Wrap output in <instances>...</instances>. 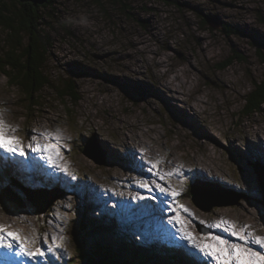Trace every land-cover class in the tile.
<instances>
[{
	"label": "rangeland",
	"instance_id": "obj_1",
	"mask_svg": "<svg viewBox=\"0 0 264 264\" xmlns=\"http://www.w3.org/2000/svg\"><path fill=\"white\" fill-rule=\"evenodd\" d=\"M51 2L43 26L49 41L44 72L51 85L35 96L36 105H29L0 73V116L23 148L55 143L58 162L77 179L57 171L43 153L31 152L32 161L25 156L28 162H20L24 169L13 162L5 170L0 165V176L8 178L0 182V207L5 206L0 224L23 229L25 246L46 252L32 259L17 254V247L10 250L17 255L10 263L88 264L83 259L99 244L118 251L131 243L152 245L164 254L151 264H204L207 259L216 264L183 243L172 225L174 210L180 205L191 213L197 209L203 218L188 227L193 234L206 235L211 232L205 224L208 214L246 204L251 191L223 173L190 169L195 162H214L230 177L251 171L254 202L262 206L254 229L264 236V190L255 171V166L264 167L259 158L264 105L256 113L245 112L246 97L255 83L264 81V64L254 46V41H264V0H131L126 6L110 0ZM205 17L222 26L212 27ZM69 82L77 100L62 96ZM246 131H259L261 139L250 142ZM89 139L104 164L84 154ZM141 142L145 144L139 146ZM8 158L16 160L18 154ZM153 164L157 167L150 171ZM176 171L183 178L168 175ZM194 174L203 206L237 204L200 209L191 195ZM139 180L153 182L151 190L140 187ZM157 183L177 192L175 200L160 193ZM214 191L226 198L204 195ZM137 194L143 199H136ZM49 196L59 198L43 212L47 203L40 202ZM49 245L55 254L47 252ZM178 252L191 256L183 259Z\"/></svg>",
	"mask_w": 264,
	"mask_h": 264
},
{
	"label": "trees",
	"instance_id": "obj_2",
	"mask_svg": "<svg viewBox=\"0 0 264 264\" xmlns=\"http://www.w3.org/2000/svg\"><path fill=\"white\" fill-rule=\"evenodd\" d=\"M51 1L42 6H34L32 3L23 4L16 0H0V73L8 78L11 87L20 91L24 101L30 102L29 105H36L35 96L51 85L44 72L48 56L46 43L49 45V41L45 38L43 31L46 23L45 10L52 5ZM110 1L126 6L131 0ZM8 2L19 5V8H10ZM254 46L264 64V41L256 40ZM254 85V90L246 97L247 115L258 112L264 105V81ZM74 90L73 83L69 82L64 87L62 96L77 100ZM4 177L0 176V182L6 183L5 180L8 178ZM88 227L84 226V228ZM97 227L95 225V228ZM142 246L136 247L126 243L118 251H113L110 245L99 244L83 261L86 259L88 264H151L158 255L163 258L164 254L157 247L147 245L143 248ZM128 250L131 252L129 256L126 255ZM167 256L173 257L172 254ZM169 260L174 261V259ZM178 263H180L179 260Z\"/></svg>",
	"mask_w": 264,
	"mask_h": 264
},
{
	"label": "snow or ice",
	"instance_id": "obj_3",
	"mask_svg": "<svg viewBox=\"0 0 264 264\" xmlns=\"http://www.w3.org/2000/svg\"><path fill=\"white\" fill-rule=\"evenodd\" d=\"M9 125H7L2 116H0V149L4 150L6 153L23 157L26 155L25 149L21 146V141L18 137L9 135V131H13ZM47 138L51 141L53 139L51 134H45ZM56 143H59V138H56ZM33 152L43 153L44 159L50 162L57 171H62L65 174L69 175L72 179H77L76 175L69 171V169L59 163V153L56 148L55 143L47 144H29ZM159 163V162H158ZM157 165L153 164L152 168H156ZM156 175L160 180H164L165 176L156 172ZM169 176L176 175L177 178H183L184 174L180 171L175 173H168ZM192 181L193 188L199 184L198 177L194 174L190 177ZM140 187L151 190L152 183L150 181L139 180L137 182ZM155 187L164 195H170L173 200L177 197L178 193L175 191H170V186L165 187L162 184H155ZM204 195L211 196L214 195L212 192H205ZM136 199H143V197L137 196ZM155 199V197H153ZM181 212L186 214L188 217H194V214L189 211L186 207L180 205L177 209L174 210V215L172 217V222H174L178 228L181 239L188 242L191 248L195 249L197 252L203 254L205 257H210L213 259L216 264H264V251H257L250 244L254 243L259 245L261 249H264V236H257L255 233L248 230L249 226H241L240 230H236V226L229 221L221 220L215 224V227H220L221 224L226 225L225 230L230 231L231 235L238 238V240L244 242L243 244H237L232 241H229L218 235L207 234L203 238H198L189 230V220H186ZM203 223V221H202ZM55 239V237L53 238ZM30 243H35V241H30ZM18 246V253L27 255L32 259L42 258L46 255V252L41 247H37L35 250L29 249L25 246L24 240L21 238V235L17 232L6 231V228L3 224H0V248H7L9 250L16 249ZM47 252H52L55 254V251L51 245H49Z\"/></svg>",
	"mask_w": 264,
	"mask_h": 264
},
{
	"label": "bare ground",
	"instance_id": "obj_4",
	"mask_svg": "<svg viewBox=\"0 0 264 264\" xmlns=\"http://www.w3.org/2000/svg\"><path fill=\"white\" fill-rule=\"evenodd\" d=\"M18 2V1H17ZM20 3V2H19ZM29 58V57H28ZM175 81V80H174ZM8 83H10V82H8ZM16 83V82H15ZM182 85V84H181ZM184 85V84H183ZM182 85V86H183ZM186 85V84H185ZM173 90V89H172ZM162 91V90H161ZM160 93V92H159ZM174 93V92H173ZM178 93V92H177ZM170 94V93H169ZM182 95V94H181ZM167 96V95H166ZM171 96V95H170ZM174 99V98H173ZM166 104H167V102H166ZM195 110V109H194ZM194 112V111H193ZM195 113V112H194ZM187 116V115H186ZM189 120V119H188ZM192 123V122H191ZM193 124V123H192ZM204 127H206V126H204ZM248 129V128H247ZM212 131V130H211ZM34 132V131H33ZM201 132V131H200ZM213 132V131H212ZM215 132V131H214ZM247 132V131H246ZM37 133V132H36ZM250 136H249V140H250V142H253L252 140H254V139H256V138H258L259 137V135H260V133H259V131H256V132H247ZM38 134V133H37ZM210 134H212V133H210ZM141 136H142V134H140ZM211 136V135H210ZM211 138V137H210ZM252 138V139H251ZM260 138V137H259ZM216 138L214 137V139H213V137H212V139L211 140H214L216 143H217V141L215 140ZM261 139V138H260ZM145 141V140H144ZM256 141V140H255ZM249 143V142H248ZM32 144V143H31ZM145 143H142L141 142V144L139 145V146H143ZM202 146H203V148L204 149H207L206 147H207V145H203V144H201ZM147 146V145H146ZM259 147V146H258ZM130 148V147H129ZM132 148V147H131ZM261 149H260V151L259 152H261V156L259 157L260 158V160H264V150H263V148H264V146H263V148L262 147H260ZM25 149V152H26V155L25 156H29V160L30 161H32V157H31V152H33L32 150H30V149H28V148H24ZM126 149V148H125ZM134 149V148H133ZM119 150V149H118ZM124 150V149H123ZM132 150V149H131ZM135 150H137L136 148H135ZM122 152H124V151H122ZM135 152V151H134ZM118 153V152H117ZM156 153L158 154L159 152L158 151H156ZM138 154V153H137ZM141 155V154H140ZM8 156H9V154H7V157H6V152L4 151V150H2V149H0V165H4L5 167L3 168L4 170H5V168H7V169H9V164H11V162H13L18 168H21V169H24L26 166H22V165H20V162H28V159H26L25 158V156H23V157H21V156H19V154H18V158L16 159V160H11V159H9L8 158ZM157 156V155H156ZM31 157V158H30ZM25 158V159H24ZM241 163V162H240ZM36 165V164H35ZM34 165V166H35ZM173 166H177V162H172V167ZM1 167V166H0ZM31 169V168H30ZM186 169V168H185ZM190 169H193V170H201V169H203L204 171H211V172H216L217 174H219V173H223L222 175H223V177L224 178H227V179H229V180H233V181H235L238 185H239V187L240 188H242L245 192L247 191V189H249L251 192H250V194H248L249 196H250V201L249 202H247L246 204H244V205H241V206H237V207H235V208H224V213H211V214H208L207 215V217H206V222H205V224L211 229V232L210 233H208L207 235L208 236H210V235H212V234H214V235H218V236H221V237H223V238H225V239H227V240H229V241H232V242H234V243H237V244H243L244 242H242V241H240V240H238V238L237 237H235V236H233V235H231V232L230 231H228V233L227 232H225V228H226V225H224V224H221V226L220 227H215V224L217 223V222H219L220 220H221V218H223V220H225V221H229V222H231L232 224H234V225H238V231L240 230V228H241V226H249V228H248V230L249 231H251V232H253V233H256V234H258V236H263V235H260L259 233L260 232H258L257 230H255L254 229V227H258V223H257V221H259V217H258V214L259 215H261L262 214V206H258L255 202H254V199L256 198V195H255V192H254V190H253V186H252V184H253V178H254V176H253V174L251 173V171H248L250 174L249 175H244V174H242V175H240V177H237L236 175V177H230V176H226V175H224V173H226V172H224V170L222 169V168H220V167H216V166H214V162H210V164H204V163H202V162H195V163H193L192 165H191V167H190ZM154 174V173H153ZM254 175H255V173H254ZM153 177H154V175H153ZM154 185V184H153ZM214 193V195H213V197H216V191H214L213 192ZM222 195H224V196H226L225 194H222ZM221 195V196H222ZM84 206V205H83ZM4 207L5 206H1L0 207V212H1V210H3L4 209ZM190 210V209H189ZM191 210H193V209H191ZM198 210L196 209V210H193L192 211V213L194 214V217L195 218H192V217H188L186 214H183V215H185L186 216V218H188L189 219V221L190 222H194L195 223V221H200V220H202V218H203V216L201 215V213L200 212H197ZM3 213V212H2ZM1 222H3V220H0V223ZM251 222H254L255 224H253V223H251ZM4 225H5V228H6V231H11V232H17V233H19L20 235H21V238L24 240V242H25V240L27 239V235H26V233H24V230L23 229H19L17 226H14V227H12V226H8L6 223H4ZM172 225L173 226H175V228L177 227V229H178V232H179V228H178V226L174 223V222H172ZM260 229V228H259ZM189 230L192 232V230H191V228H189ZM194 233V232H193ZM195 236H197L198 238H203V237H205V235H201V236H199V235H196V234H194ZM182 241H183V243H186V244H188L187 243V241H185V240H183V239H181ZM250 246V245H249ZM18 247V246H17ZM169 249H171V248H169ZM177 249V250H176ZM176 252L178 251V248L176 247ZM0 251H4L2 254H0V263L1 264H11L10 263V259H12V257H15V259H17V255H15V256H11V254H10V250L9 249H7V248H0ZM5 252H7V254L5 253ZM181 253V255H182V257H183V259H188L191 255H189V254H184L183 252H180ZM179 252H178V254H180ZM3 254H5L6 255V257H8L9 259H7V258H5V256L3 255ZM189 255V256H188ZM179 258V257H178ZM201 258V257H200ZM13 260V259H12ZM203 260V259H202ZM1 261H4V262H1ZM6 261V262H5ZM204 264H209V259H207V260H205L204 261Z\"/></svg>",
	"mask_w": 264,
	"mask_h": 264
},
{
	"label": "water",
	"instance_id": "obj_5",
	"mask_svg": "<svg viewBox=\"0 0 264 264\" xmlns=\"http://www.w3.org/2000/svg\"><path fill=\"white\" fill-rule=\"evenodd\" d=\"M20 3H32L34 6H42L44 4H46L49 0H16ZM205 20L208 24H210L212 27L214 28H220L222 26V23L219 21H214L213 19H210L208 17H205ZM93 139H89L87 144L84 147V154L86 156H88L89 158L93 159L95 161L96 164L98 165H102L105 162V158L104 156L97 150L93 149ZM255 171L257 173V175L259 176V181L261 184L262 189L264 190V167L261 166H255ZM198 187L196 186L195 188H191V195H192V200L193 202L202 210H210L212 207H217V206H229V205H235L237 204V202H229V203H220V202H212L211 205L209 206V208H206L205 206H203L201 204V196L200 193L197 189ZM41 195L45 196L47 195V193H45V191L43 192H39ZM6 194V193H4ZM216 197H213V195L210 196L211 199L217 200V198H226V196L221 194H215ZM7 196V195H5ZM8 197V196H7ZM59 198V196H49V197H44L43 200L40 202V204H44L47 203L45 208L42 209V211L44 212L48 207H50V205H52V203H54L57 199ZM10 202L19 205V202L17 200H15V198H7ZM42 213V212H41Z\"/></svg>",
	"mask_w": 264,
	"mask_h": 264
}]
</instances>
